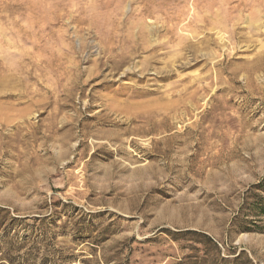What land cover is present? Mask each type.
<instances>
[{"label":"rangeland","instance_id":"374dc122","mask_svg":"<svg viewBox=\"0 0 264 264\" xmlns=\"http://www.w3.org/2000/svg\"><path fill=\"white\" fill-rule=\"evenodd\" d=\"M264 0H0V264H264Z\"/></svg>","mask_w":264,"mask_h":264},{"label":"trees","instance_id":"16d2710c","mask_svg":"<svg viewBox=\"0 0 264 264\" xmlns=\"http://www.w3.org/2000/svg\"><path fill=\"white\" fill-rule=\"evenodd\" d=\"M262 211L264 212V208H262Z\"/></svg>","mask_w":264,"mask_h":264}]
</instances>
